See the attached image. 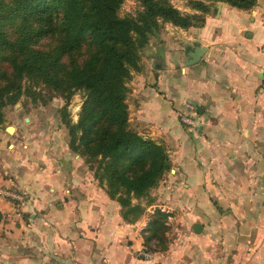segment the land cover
Listing matches in <instances>:
<instances>
[{
    "label": "crops",
    "instance_id": "1",
    "mask_svg": "<svg viewBox=\"0 0 264 264\" xmlns=\"http://www.w3.org/2000/svg\"><path fill=\"white\" fill-rule=\"evenodd\" d=\"M203 18L148 39L129 105L138 133L167 150L168 189L156 200L188 224L191 243L144 258L149 215L124 220L76 153L32 130L7 150L0 141V186L28 196L0 195V264H264V0L216 2ZM185 102L197 112L191 128L177 118Z\"/></svg>",
    "mask_w": 264,
    "mask_h": 264
},
{
    "label": "trees",
    "instance_id": "2",
    "mask_svg": "<svg viewBox=\"0 0 264 264\" xmlns=\"http://www.w3.org/2000/svg\"><path fill=\"white\" fill-rule=\"evenodd\" d=\"M123 0H0V124L3 107L25 95L36 100L44 85L69 101L85 91L77 123L66 122L69 147L90 163L95 178L105 183L124 220L144 212L139 200L148 197L171 161L164 145L129 127L126 96L132 72L140 69V50L159 21L181 28L199 26L216 2L247 10L257 0H206L193 5L200 13L184 15L167 0H137L136 16H120ZM46 41L39 45L40 41ZM157 217L164 212L155 209ZM158 218L148 223L146 240L157 236Z\"/></svg>",
    "mask_w": 264,
    "mask_h": 264
},
{
    "label": "rangeland",
    "instance_id": "3",
    "mask_svg": "<svg viewBox=\"0 0 264 264\" xmlns=\"http://www.w3.org/2000/svg\"><path fill=\"white\" fill-rule=\"evenodd\" d=\"M167 1L173 7L178 9L180 13L184 15H191L192 13H200L199 11H195L193 5H195V3L199 1L206 3V0H167ZM141 9L142 7L139 1L123 0L118 10V14L120 16H128V15L136 16ZM159 23H160L159 29L156 31V33L148 34V39L152 36L155 35L162 36V34H166V33L168 35H172L169 28H166L169 26L171 27L170 25L171 23L164 22L162 20H160ZM165 23L169 25H165ZM45 42L46 41L42 40L39 42V45L43 46ZM149 45L151 47V44H149V40H148L147 44L140 50V59H141V55H143L144 51H146V47H149ZM0 68L3 69L7 68L5 61H0ZM134 72H132L131 79L127 83L128 93L126 96V103L128 107V113L131 112V110L129 111V105L133 103L132 89L134 85L131 84V82L133 81L132 77ZM35 89L40 90L41 92V95L36 100H33L30 97L22 95L15 104H9L3 107L4 121L0 124V141L4 143V147L7 150L8 145L13 144L12 136L15 135L16 132L20 134H24V133L26 134L27 132H32L33 130L34 132L38 131L40 135L43 136L44 139H46V141H48L49 145L55 139H58L59 143H63V145L65 144L70 149L69 147L70 133L68 128L66 127V122H69L71 124L77 123L81 111V105L85 99V91L76 90L69 99V101L66 102L65 98H63L59 94L51 92L47 87H45L42 84L35 87ZM180 113H181V109L178 108L177 118L179 122L183 126L188 127L180 120V116H179ZM129 115H128L129 127L138 133V131L132 124L133 121L132 120L129 121V117H130ZM7 126H12L14 128V131L8 132L6 130ZM15 128H17L16 131ZM11 147L12 146H10L9 148ZM70 151L72 150L70 149ZM76 154L80 157V159L82 160V164L86 166L91 176L95 177L94 172L97 164L95 162V159L94 158L91 159V165L93 166L92 168L89 167L90 163L85 162V158L81 157L78 153ZM171 168H172V163H171ZM169 175H171L170 170L163 174L161 180L159 181L156 187L150 189L149 195L154 199L151 205L146 206V204L148 203V197L140 198L139 200L132 198V203H136L137 201H139L144 205V212L142 215L148 214L149 221L158 218L162 223V225L159 227V230L157 231V236H154L146 240V245H147L146 250L150 251L151 253H153L154 250L157 249L158 250L165 249L168 247V245L174 244L176 242L181 241V244L191 243V241L186 236L187 234L191 233V229L188 227V224L183 222L181 219L177 218L175 210H173L169 204H165V202H161V201L159 202L156 200L157 197L160 199L164 197L163 195L164 190L160 189V192H158L157 190L159 187L168 189V182H166L165 180L169 179ZM100 186L106 192L105 189L106 187H104L106 186L105 183L103 182V185ZM164 205H167V207H165ZM155 209L163 211L165 216L163 218L155 216L156 215V213H154ZM227 209L229 210V208ZM191 235L193 234L191 233ZM228 259H231V254H229Z\"/></svg>",
    "mask_w": 264,
    "mask_h": 264
},
{
    "label": "built area",
    "instance_id": "4",
    "mask_svg": "<svg viewBox=\"0 0 264 264\" xmlns=\"http://www.w3.org/2000/svg\"><path fill=\"white\" fill-rule=\"evenodd\" d=\"M196 113L195 106L190 102H185L182 104L181 113L179 114L180 120L188 127H194ZM0 195L8 197L17 203H24L26 200H28L27 194L16 184H11L7 187L0 186ZM140 254L144 258L152 257V253L145 249L140 251Z\"/></svg>",
    "mask_w": 264,
    "mask_h": 264
},
{
    "label": "water",
    "instance_id": "5",
    "mask_svg": "<svg viewBox=\"0 0 264 264\" xmlns=\"http://www.w3.org/2000/svg\"><path fill=\"white\" fill-rule=\"evenodd\" d=\"M201 54H202V49L200 47H196L194 51L191 53V59L188 61V63H194L195 61H197L201 56ZM6 130L8 132H13L14 128L12 126H7ZM201 229H202V225L200 223H194L193 231L195 233H199Z\"/></svg>",
    "mask_w": 264,
    "mask_h": 264
}]
</instances>
